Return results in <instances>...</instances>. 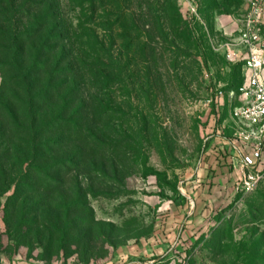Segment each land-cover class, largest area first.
Masks as SVG:
<instances>
[{
    "label": "rangeland",
    "instance_id": "rangeland-1",
    "mask_svg": "<svg viewBox=\"0 0 264 264\" xmlns=\"http://www.w3.org/2000/svg\"><path fill=\"white\" fill-rule=\"evenodd\" d=\"M56 3L65 46L89 66L81 92L98 141L69 128L73 161L47 188L36 183L45 209L73 222L61 241L16 245L5 223L13 189L1 197L0 264H264V183L236 194L220 164L232 162L241 104L226 93L246 80L224 49L247 0Z\"/></svg>",
    "mask_w": 264,
    "mask_h": 264
},
{
    "label": "trees",
    "instance_id": "trees-1",
    "mask_svg": "<svg viewBox=\"0 0 264 264\" xmlns=\"http://www.w3.org/2000/svg\"><path fill=\"white\" fill-rule=\"evenodd\" d=\"M89 2L97 10L103 0ZM66 41L56 0H0V200L13 189L5 201V223L16 245H48L70 234L73 222L45 209L43 197L36 199V183L47 188L51 175L73 161L64 145L71 140L69 128L98 141L91 131L97 121L81 92L89 66L70 53ZM91 67L100 84L101 65ZM220 164L232 170L230 160ZM226 166L218 171L225 183Z\"/></svg>",
    "mask_w": 264,
    "mask_h": 264
},
{
    "label": "built area",
    "instance_id": "built-area-1",
    "mask_svg": "<svg viewBox=\"0 0 264 264\" xmlns=\"http://www.w3.org/2000/svg\"><path fill=\"white\" fill-rule=\"evenodd\" d=\"M235 44L225 45V57L231 64L241 62L245 83L228 90L229 99L240 95L241 104L230 111L235 148L232 169L236 176L234 192L246 195L264 183V0H247L239 19ZM222 98V92H219Z\"/></svg>",
    "mask_w": 264,
    "mask_h": 264
}]
</instances>
